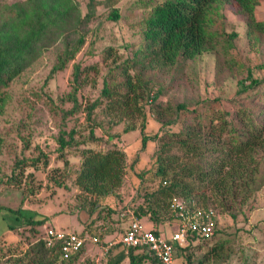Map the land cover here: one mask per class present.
Wrapping results in <instances>:
<instances>
[{
	"label": "rangeland",
	"instance_id": "374dc122",
	"mask_svg": "<svg viewBox=\"0 0 264 264\" xmlns=\"http://www.w3.org/2000/svg\"><path fill=\"white\" fill-rule=\"evenodd\" d=\"M18 1L22 0H0V4ZM74 2L82 16L90 11L94 13L84 29L85 45L74 61L66 69L51 74L57 50L50 49L7 89L9 101L0 117V136L3 140L0 148V264H27V260L18 253L37 242L46 227L77 234L84 232V225L79 219L80 211L76 208L79 189L75 184L80 166L79 153L83 147L95 151L116 147L125 152L123 183L116 197L108 199L112 215L84 232L92 234L97 226L104 225L108 236L101 237V240H118L130 222V212L139 206L146 210L145 195L161 187L162 180L155 175L156 157L160 150L162 158L174 168L195 161L194 156L185 154L177 146L176 138L171 134L178 132L181 125L163 127L157 121V117L168 119L165 108L182 104L188 111L200 110L205 100L218 98L222 108L231 112L228 101L241 92L238 82L246 76V71L251 72L254 78L264 79V43L252 42L250 45L245 18L237 15L230 4H225L222 14L226 32L237 34L233 56L241 67L236 79L228 80L222 87H214L213 56L205 54L196 61L184 63L180 71L173 69L171 75L152 81L162 92L157 101L159 108L164 106L160 110L155 107L156 113L146 110V113L139 114L133 108L117 106L110 110V101L101 96L104 81L111 85L113 92L121 91L116 85L118 80L110 78V71L115 65L113 61L119 64L139 49L141 36L138 26L154 0ZM113 9L120 14V19L115 22L108 19ZM255 15L258 21L264 23V0H260ZM108 48L113 50L110 58L105 57ZM74 66L81 68L77 83L73 80ZM74 87L78 89L75 93L78 105L75 107L68 100ZM93 103L96 107L90 111ZM86 108L90 111L89 119ZM72 129L76 134L74 142L88 140L91 130L98 142L59 151L61 133L68 134ZM126 129L128 132H125ZM141 129L150 138L144 149ZM65 138L69 137L65 135ZM261 158L264 169V156ZM65 160H68L66 169L63 167ZM37 161L41 164L39 170L32 165ZM53 176L56 181L62 182V187H56ZM169 177L164 180L169 181ZM194 188L198 208L212 209L218 215L217 233L211 242L196 244L182 253L180 264H198L201 261L203 264H264V183L248 202L243 198H228V201L222 202L224 205L217 199L218 194L214 190L199 184ZM161 212L166 217L170 215L166 208ZM30 218L47 220L30 231V227L25 226ZM140 223L145 232L155 229L150 213L142 217ZM169 224L158 227L161 234H172L174 226ZM8 248L15 250L16 256H3L8 254ZM89 248L87 245L83 254L76 258H58L56 264H107L108 258L103 257L101 252L95 253L96 258L85 257ZM213 248L217 250L211 253ZM121 264H128V261Z\"/></svg>",
	"mask_w": 264,
	"mask_h": 264
},
{
	"label": "trees",
	"instance_id": "16d2710c",
	"mask_svg": "<svg viewBox=\"0 0 264 264\" xmlns=\"http://www.w3.org/2000/svg\"><path fill=\"white\" fill-rule=\"evenodd\" d=\"M259 3L260 0H154L147 7V16L138 26L141 36L139 49L119 64L113 61L115 65L110 71V78L118 80L116 85L121 91L113 92L111 85L104 81L101 96L110 101V110L117 106L133 108L139 114L146 113V110L156 113L155 107L160 110L164 106L159 108L160 103H157L162 92L154 80L171 75L173 69L180 71L184 63L196 61L205 54L213 56L214 87H222L228 80L236 79L241 67L233 56L237 34L226 32L222 9L225 4H230L237 15L245 18L249 44H261L264 43V23L258 21L255 15ZM93 16L91 11L82 16L74 0H22L0 4V117L9 101L8 87L46 51L53 48L57 50L56 64L51 74L66 69L74 61L85 45L84 29ZM108 19L118 21L119 11L111 10ZM112 51V48H108L105 57L110 58ZM80 73L81 68L74 66L75 83ZM238 83L241 92L228 101L231 112L224 110L217 98L205 100L200 110L188 111L182 104L174 108L167 106L168 119L157 117L163 127L181 125L178 132L171 134L176 138L177 146L185 154L194 156L195 161L174 168L162 158V150L157 154L155 175L162 180L161 187L145 195L146 210L139 206L133 212L139 220L150 213L155 224L152 231L156 235L161 234L158 229L161 224L173 225L177 220L175 212L169 207L171 199L180 196L189 201L195 200L194 186L197 184L214 190L221 204L228 198H243L248 202L263 185L264 79L254 78L247 70L246 76ZM77 90L74 87L73 94L68 96L74 107L78 105L75 96ZM94 107L95 103L90 106V111ZM140 133L144 149L150 138L143 129ZM65 135L69 138H65ZM75 135L73 129L68 134L61 133L59 151L98 142L92 130L89 139L84 142H74ZM2 142L0 136V148ZM79 158L80 166L75 178L79 189L76 208L91 218L84 227L85 232L112 215L108 199L116 197L123 183L126 158L125 152L116 147L95 151L87 146L83 147ZM38 163L32 162L36 170L41 166ZM63 167H68V160L63 162ZM167 176H170L169 181L164 180ZM52 179L56 187H62V182L56 181L55 176ZM163 208L167 209L169 217L162 214ZM232 217L236 218L234 215ZM46 220L30 218L25 226L33 231L35 226L43 225ZM104 229L105 226L101 225L92 234H76L94 235L98 238L96 246L103 247L110 242L101 240V237L108 236ZM216 233L217 230L210 239H203L196 234L189 236L188 246L178 249V264L182 253L196 244L211 242ZM216 250L213 248L211 253ZM80 253L82 250L72 257L76 258ZM16 254L15 250L8 248V254L3 256L13 257ZM18 255L24 257L27 264H56L60 258L57 248L49 249L42 241L35 242ZM187 259L189 261V256ZM124 261H128V264H161L150 251L143 248H133L127 253L121 250L108 264H121ZM198 264H203V261Z\"/></svg>",
	"mask_w": 264,
	"mask_h": 264
},
{
	"label": "built area",
	"instance_id": "2783aa9c",
	"mask_svg": "<svg viewBox=\"0 0 264 264\" xmlns=\"http://www.w3.org/2000/svg\"><path fill=\"white\" fill-rule=\"evenodd\" d=\"M166 184V183H163ZM170 209L176 214L177 220L172 225L173 232L167 238L164 234L156 235L152 230L145 232L140 220L130 212V222L118 240L110 241L103 246L107 253L115 247L125 251L133 248L150 251L161 264H178V249L188 246V237L194 234L203 239H210L216 230L218 215L212 209L198 208L195 200H186L175 196L171 199ZM42 241L49 249L57 248L60 258L67 259L83 250L88 244L97 245L98 238L94 235L79 236L75 232L46 227Z\"/></svg>",
	"mask_w": 264,
	"mask_h": 264
},
{
	"label": "crops",
	"instance_id": "0c3cea01",
	"mask_svg": "<svg viewBox=\"0 0 264 264\" xmlns=\"http://www.w3.org/2000/svg\"><path fill=\"white\" fill-rule=\"evenodd\" d=\"M79 219L81 221V223L84 225V227L89 224V222L91 221V218L88 217L84 212H79ZM54 228V227H53ZM90 246L89 248V253L88 252H85V257H92V258H96L95 257V253L97 252H101L100 254L103 256V257H106L108 258V262L107 264L109 263L110 259H112L116 254H118L121 250H123L122 248L120 247H115L113 249H111L110 251H108L107 253H105L103 251V247H98L96 245H91V244H88ZM85 249V248H84ZM83 249V250H84ZM87 249V248H86ZM82 250V251H83ZM117 250V251H116ZM125 253H127V251L123 250ZM83 254V253H82ZM110 258V259H109ZM98 259V258H97ZM96 261H99V260H96Z\"/></svg>",
	"mask_w": 264,
	"mask_h": 264
}]
</instances>
